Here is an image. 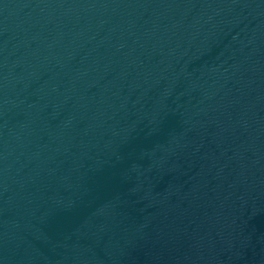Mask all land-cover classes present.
<instances>
[{
    "label": "water",
    "instance_id": "95a60500",
    "mask_svg": "<svg viewBox=\"0 0 264 264\" xmlns=\"http://www.w3.org/2000/svg\"><path fill=\"white\" fill-rule=\"evenodd\" d=\"M0 264H264V0H0Z\"/></svg>",
    "mask_w": 264,
    "mask_h": 264
}]
</instances>
